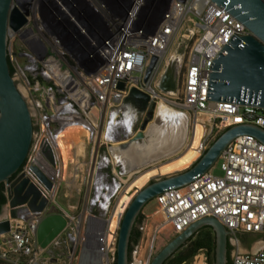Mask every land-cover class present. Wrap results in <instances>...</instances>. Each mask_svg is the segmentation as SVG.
Listing matches in <instances>:
<instances>
[{
    "label": "built area",
    "instance_id": "built-area-1",
    "mask_svg": "<svg viewBox=\"0 0 264 264\" xmlns=\"http://www.w3.org/2000/svg\"><path fill=\"white\" fill-rule=\"evenodd\" d=\"M27 19L19 31L9 30V58L13 77L24 82L39 110L44 132L33 143L19 174L25 173L49 200L51 190L39 181L33 167L54 183L62 157L57 138L69 126L87 130L89 135L82 139L88 143L102 138L106 147L135 136L139 129L134 128L145 115L133 118L123 106L134 88L146 93L150 104L156 102V112L165 106L210 114L220 132L242 124L264 129V109L235 100L210 101L215 59L232 40L251 34L212 0H34ZM17 37L28 47L23 54L26 64L13 48ZM175 45L177 90L165 93L159 84ZM153 58L157 61L148 74ZM122 82L124 89L119 88ZM45 140L54 148L55 168L42 153ZM219 159L222 176L211 169L187 186L165 190L155 198L163 214L160 227L170 226L178 235L193 223L214 217L230 231V238L263 236L260 249L234 253L231 264H264V144L254 136L241 135ZM101 161L111 172H100L96 183L102 179L107 190L121 187L112 157L105 155ZM46 167L55 172L54 177L46 173ZM54 213L49 202L41 212L26 210L20 218H10V232L0 235V264H47V250L37 244V230L40 222ZM84 234L80 264H112L107 249L101 254L92 246L89 228ZM75 240L73 232L68 242ZM76 252L73 249L71 254ZM199 257V263L205 264L204 255L195 256Z\"/></svg>",
    "mask_w": 264,
    "mask_h": 264
},
{
    "label": "water",
    "instance_id": "water-1",
    "mask_svg": "<svg viewBox=\"0 0 264 264\" xmlns=\"http://www.w3.org/2000/svg\"><path fill=\"white\" fill-rule=\"evenodd\" d=\"M34 0H0V184L8 186L9 216H0V235L11 230L10 218H20L21 212H41L50 200L40 188L20 173L35 141V122L31 107L11 75L9 65V30L19 31L26 25ZM185 1V0H180ZM245 25L250 35L232 40L224 47L213 64L210 76V101L212 103L233 102L254 105L264 109V0H212ZM243 43V47L240 44ZM157 58H153L148 74ZM124 89V83L119 84ZM159 88L165 93L177 90V61L173 58L163 74ZM123 106L131 117L145 115L138 133L128 140L109 145L113 156L123 157L130 163L137 155L138 144L146 138V130L157 111L156 102L150 104V97L132 89ZM241 135H251L264 144V129L253 124L234 125L224 131L205 153L187 170L165 174L140 189L132 198L119 221L116 244V264H130V239L133 228L143 208L168 189H180L199 175L210 171L227 146ZM42 153L55 168L57 157L53 146L47 140L42 143ZM134 166V165H133ZM39 181L52 190L53 182L33 167ZM1 215V214H0ZM69 221L64 213L45 217L37 230V244L44 250L66 231ZM203 227H211L216 236L215 264H229L228 245L230 231L216 218L205 217L175 236L151 260L149 264H164L188 240ZM256 252V251H255ZM254 253V252H249Z\"/></svg>",
    "mask_w": 264,
    "mask_h": 264
},
{
    "label": "rangeland",
    "instance_id": "rangeland-1",
    "mask_svg": "<svg viewBox=\"0 0 264 264\" xmlns=\"http://www.w3.org/2000/svg\"><path fill=\"white\" fill-rule=\"evenodd\" d=\"M13 48L18 55L22 54L19 55L20 62L26 64V58L23 54L28 51V47L25 40L19 37L13 39ZM174 55H177L176 45L170 51L169 57L173 58ZM16 81L31 107L35 122L34 143H37L44 132L39 110L24 82L22 80ZM162 110L170 112L172 109L161 106L160 110L156 112L146 130V138L138 144L137 148L141 155L137 151L136 156L130 157V167L120 161L124 156L121 159L115 158L109 150V146L102 145V138L98 139L96 143H88V139H82L85 142L84 151H81L75 142L70 143L72 147H75V151L72 152V147L70 148V158L66 163H64L63 156L60 158L58 162L60 173L55 179L54 187L50 193V203L54 207V211L64 213L69 225L65 233L45 251L44 258L47 260V264H80L83 259L81 256L82 238L86 237L84 233L87 228L91 233L89 239L92 246L95 250L104 251L107 249L113 264L119 232L118 222L132 198L145 185L165 177V174L187 170L201 153H205L220 133L216 127L217 122L213 120L210 114L174 110L177 115L167 119L161 114ZM140 126L141 124L134 129L138 130ZM196 126L199 134L197 141L193 144L194 155L191 164L189 166L168 167L169 163L179 159L192 146ZM105 155L111 156L113 160H118L117 164L114 163L116 172L121 177V181H118L119 184L121 182V187L113 190L105 189L102 179L98 181V184L96 183L100 172L105 174L110 172V167L105 168L101 165L102 157ZM221 164L222 159H218L214 164L212 168L214 175H223ZM123 172H125L124 175ZM112 181L113 176L111 174L109 183ZM105 194H108V199L104 196ZM9 211L8 201L0 216H9ZM143 214L145 219L141 226L142 237L132 253L130 264H149L153 257L177 236L172 232L170 226L160 227L163 214L154 200L143 208ZM73 232L77 234V240L68 242V236ZM230 243L233 246L232 255L236 252H253L262 245L263 236L261 235L249 243L240 237L238 240L230 238ZM73 249L77 251L75 255L71 254ZM199 254L204 255L205 264H208L207 254L204 251ZM199 259L200 257L194 258L186 264H201Z\"/></svg>",
    "mask_w": 264,
    "mask_h": 264
},
{
    "label": "trees",
    "instance_id": "trees-1",
    "mask_svg": "<svg viewBox=\"0 0 264 264\" xmlns=\"http://www.w3.org/2000/svg\"><path fill=\"white\" fill-rule=\"evenodd\" d=\"M9 65L11 75L14 76V70L9 58ZM229 128L221 131L215 138V140ZM214 140V141H215ZM213 141V142H214ZM212 142V143H213ZM207 151V150H206ZM205 151V152H206ZM155 201V200H154ZM8 198L6 195V184H0V214L3 210V207L7 204ZM150 203V202H149ZM145 216L143 214V210L138 216V219L135 223V226L132 231L131 239H130V261L132 257V253L136 246L139 244L142 237L141 226L144 222ZM215 248H216V236L211 227H203L200 229L190 240L186 242L174 255H172L164 264H186L195 258L199 253L204 251L207 254V263L215 264ZM233 250V246L229 242L228 245V258L231 262V252ZM117 253L115 252V261L113 264H116Z\"/></svg>",
    "mask_w": 264,
    "mask_h": 264
},
{
    "label": "bare ground",
    "instance_id": "bare-ground-1",
    "mask_svg": "<svg viewBox=\"0 0 264 264\" xmlns=\"http://www.w3.org/2000/svg\"><path fill=\"white\" fill-rule=\"evenodd\" d=\"M161 114L165 118L169 119V118H172L173 116L177 115V112L174 111V110H171L170 112L169 111H166V110H162ZM201 114H205V113H201ZM205 130H206V128H205ZM198 134H199L198 127L196 126V128L194 130V134H193L194 137L192 139V141H193L192 146L186 151V153L184 155H182L181 157L179 156L180 157L179 159L175 160L172 163H169L167 165L168 167L169 166L170 167H173V166H176V165H186V166H189L191 164V162L193 160V155H194V151H193L194 145L193 144H195V142L197 141ZM88 135H89V132L87 130H85L84 128L80 127V126H69V127L65 128L63 130V132H61V134L57 138V144L59 145V147L61 149L62 156H63V159L65 161L64 163H66V161H68V159L70 158V148L72 147V145L69 144V143L71 141L75 142V145L76 144L79 145V149L81 151H84V141L82 140V137H86ZM46 168H47L46 173L50 177H54L55 176V172L53 170H51V168H48V167H46ZM114 187H118V184L115 183L114 184ZM105 197H106V199H108V195H105ZM104 243H105V241H104ZM99 252L101 253L102 251L99 250Z\"/></svg>",
    "mask_w": 264,
    "mask_h": 264
},
{
    "label": "flooded vegetation",
    "instance_id": "flooded-vegetation-1",
    "mask_svg": "<svg viewBox=\"0 0 264 264\" xmlns=\"http://www.w3.org/2000/svg\"><path fill=\"white\" fill-rule=\"evenodd\" d=\"M184 68V67H183ZM143 122V121H142ZM142 124V123H141ZM261 235L258 234H242L240 238H243V240L247 243L259 238ZM232 245V244H231ZM231 259H232V252H231ZM229 264H231V262L229 261Z\"/></svg>",
    "mask_w": 264,
    "mask_h": 264
},
{
    "label": "crops",
    "instance_id": "crops-1",
    "mask_svg": "<svg viewBox=\"0 0 264 264\" xmlns=\"http://www.w3.org/2000/svg\"><path fill=\"white\" fill-rule=\"evenodd\" d=\"M117 142H119V141H117ZM116 142V143H117ZM137 151H138V153L140 154V152H139V150H138V148H137ZM141 155V154H140ZM202 155V153L200 154V156ZM200 156L198 157V159L200 158ZM140 157V156H139ZM115 158H116V156H115ZM113 159V158H112ZM119 159H121V157H119ZM197 159V160H198ZM196 160V161H197ZM116 164H117V162H118V160L117 159H115V160H113ZM120 161H122L126 166L128 165L129 167H130V164L128 163V160H126V158L125 159H122V160H120ZM195 161V162H196ZM126 166H124V168H126ZM132 168V167H131ZM134 168V167H133ZM110 172H111V170H110ZM126 172V171H125ZM125 172H123V175H124V173ZM148 217H150V215H148ZM263 244V243H262ZM262 247V245L260 246V248ZM260 248H258V249H260ZM253 252H255V251H253Z\"/></svg>",
    "mask_w": 264,
    "mask_h": 264
}]
</instances>
